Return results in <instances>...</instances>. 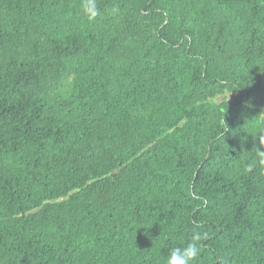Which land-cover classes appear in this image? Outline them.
<instances>
[{
	"label": "trees",
	"instance_id": "16d2710c",
	"mask_svg": "<svg viewBox=\"0 0 264 264\" xmlns=\"http://www.w3.org/2000/svg\"><path fill=\"white\" fill-rule=\"evenodd\" d=\"M97 3L0 0V264H264V0Z\"/></svg>",
	"mask_w": 264,
	"mask_h": 264
},
{
	"label": "clouds",
	"instance_id": "9594fccd",
	"mask_svg": "<svg viewBox=\"0 0 264 264\" xmlns=\"http://www.w3.org/2000/svg\"><path fill=\"white\" fill-rule=\"evenodd\" d=\"M80 7L83 14L89 20H94L100 15L97 0H81ZM224 130H227V127ZM253 137L255 138L256 136ZM259 144L264 145V135L259 136ZM255 148L258 159L253 160L247 165L246 170L249 172L256 167L257 163L260 166H264V150H261L259 147ZM207 239L208 233L198 230V226H195L189 242L183 244L182 246L171 248L165 260V264H196L203 251V242Z\"/></svg>",
	"mask_w": 264,
	"mask_h": 264
}]
</instances>
